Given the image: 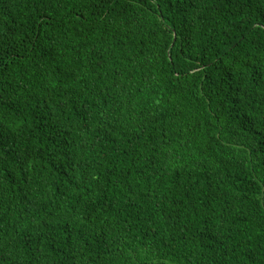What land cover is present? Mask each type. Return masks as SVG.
I'll list each match as a JSON object with an SVG mask.
<instances>
[{"label":"trees","instance_id":"trees-1","mask_svg":"<svg viewBox=\"0 0 264 264\" xmlns=\"http://www.w3.org/2000/svg\"><path fill=\"white\" fill-rule=\"evenodd\" d=\"M0 264H264V0H0Z\"/></svg>","mask_w":264,"mask_h":264}]
</instances>
